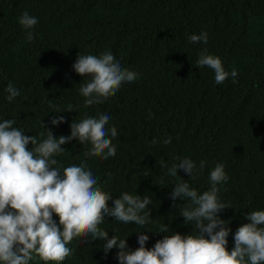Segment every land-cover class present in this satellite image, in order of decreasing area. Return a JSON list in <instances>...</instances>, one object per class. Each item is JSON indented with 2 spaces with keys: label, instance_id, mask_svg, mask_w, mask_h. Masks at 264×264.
I'll return each instance as SVG.
<instances>
[{
  "label": "trees",
  "instance_id": "obj_1",
  "mask_svg": "<svg viewBox=\"0 0 264 264\" xmlns=\"http://www.w3.org/2000/svg\"><path fill=\"white\" fill-rule=\"evenodd\" d=\"M24 11L38 18L31 42L18 22ZM201 32L208 33L207 44L188 42L187 36ZM205 49L226 70H237L235 83L229 78L217 85L210 68L194 66ZM109 50L139 78L85 107L79 88L86 81L72 65L80 53ZM9 82L20 90L13 102L5 99ZM104 112L112 115L108 126L117 128L116 156L86 157L90 143L74 139L55 158L64 167L87 161L114 198L127 191L152 200L151 222L144 226L106 218L100 227L109 237L115 229L121 238L129 236L135 250L136 232L156 231L161 224L181 234L195 231L173 209L175 180L158 164L191 157L197 165L206 162L190 181L200 192L210 187L209 171L225 165L229 180L220 196L231 208L220 216L231 221L230 251L235 231L248 223L246 214L264 210V0H0V120L15 119L25 135L42 140L44 123L55 136H69L74 120ZM54 115L65 122L51 125ZM167 137L169 145L162 143ZM179 175L190 179L183 170ZM147 234L148 248L165 235ZM80 239L69 245L74 251L63 264H118V249L105 256L103 241ZM30 264L44 262L36 257Z\"/></svg>",
  "mask_w": 264,
  "mask_h": 264
},
{
  "label": "clouds",
  "instance_id": "obj_2",
  "mask_svg": "<svg viewBox=\"0 0 264 264\" xmlns=\"http://www.w3.org/2000/svg\"><path fill=\"white\" fill-rule=\"evenodd\" d=\"M18 22L26 40L31 42L38 18L24 11ZM187 39L189 43L207 44L209 37L207 32H201ZM194 66L210 68L217 85L229 78L235 83L238 76L236 69L226 70L222 59L208 54L206 49ZM72 68L86 81L79 88L85 107L103 103L123 84L139 78V73L126 68L110 50L99 55L80 53ZM4 91L8 102L20 96V90L11 82ZM68 111L73 110L69 107ZM111 120L109 112L74 120L71 134L59 137L44 123V131L39 133L42 140L25 135L26 131L14 126L15 119L0 120V264H30L36 257L44 264H63L74 251L69 246L72 241L81 238V242L88 237L91 242L103 241L105 256L118 249V264H264V210L246 214L248 223L235 231L234 246L229 251L231 221L220 216L224 209L231 208L220 196L221 187L229 180L225 165L217 163L209 171L210 187L200 192L190 181L198 179L206 162L197 165L191 157H177L171 164L161 160L158 164L165 170L164 176L175 180L169 195L173 209L178 208L185 225H192L195 231L181 234L170 230L168 224H161L156 231L136 232L139 247L135 250L129 248V236L121 238L113 229L117 234L109 237V231L100 227L106 218L144 226L151 222L152 200L127 191L114 198L103 190L95 169L87 161L64 167L55 157L67 151L62 146L74 139L83 146L90 143L86 157L99 154L108 160L116 156L117 147L112 141L118 132L115 126H108ZM63 122V115H54L50 121L53 126ZM151 143L155 145L157 140L154 138ZM162 143L169 145L172 138L167 137ZM181 170L190 179H183ZM177 200L184 203L177 205ZM147 232L165 235L148 248Z\"/></svg>",
  "mask_w": 264,
  "mask_h": 264
}]
</instances>
